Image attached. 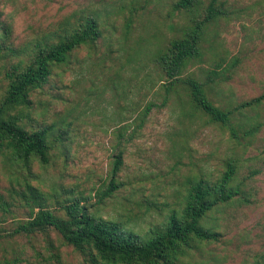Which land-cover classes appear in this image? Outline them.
Wrapping results in <instances>:
<instances>
[{
    "label": "rangeland",
    "instance_id": "obj_1",
    "mask_svg": "<svg viewBox=\"0 0 264 264\" xmlns=\"http://www.w3.org/2000/svg\"><path fill=\"white\" fill-rule=\"evenodd\" d=\"M173 1L0 0V21L9 28L0 34V99L6 71L25 65L37 43L64 35L81 13L107 11L95 49L78 47L24 108L28 129L53 125L65 132L50 150V162L33 159L27 171L0 148V229H12L37 209L29 183L58 214V200L84 196L97 217L144 234L184 206L190 182L215 179L235 161L234 181L244 182L245 196L211 212L218 239L202 242L186 258L188 264H264V99L244 103L264 93V0H219L228 14L209 25L203 60L188 67L200 72L217 53L227 60L237 56L225 80L204 87L211 107L229 113L226 123L211 118L181 83L161 80L153 54L190 19L173 11ZM236 125L257 127L239 140L231 134ZM119 140L122 185L100 203ZM3 257L16 264H91L53 228L0 237Z\"/></svg>",
    "mask_w": 264,
    "mask_h": 264
},
{
    "label": "trees",
    "instance_id": "obj_2",
    "mask_svg": "<svg viewBox=\"0 0 264 264\" xmlns=\"http://www.w3.org/2000/svg\"><path fill=\"white\" fill-rule=\"evenodd\" d=\"M171 6L180 14L188 13L190 19L177 35L168 39L153 54L163 77L161 80L170 84L181 83L211 118L226 123L229 113L211 107L204 87L225 80L226 71L238 62L237 56L227 60L217 53L212 65L199 67L200 72L188 71V67L203 60V41L209 25L227 16L228 11L219 0H174ZM105 25L107 11L93 9L81 13L76 25L68 32L53 41L37 43L25 65H14L6 71L9 80L0 99V148L7 150L11 162L20 164L27 171L33 159L43 164L50 162V150L65 132L53 125L28 129L22 121L24 108L31 105V93L47 84L55 68L72 61L78 47L88 44L90 49H95L104 36ZM8 31V26L0 21V34L5 35ZM209 46L213 48L211 43ZM166 88L169 89L168 86ZM263 99L264 93L244 103L253 105ZM148 110L149 107L144 114ZM236 126H231V134L239 140L251 135L257 127L241 129L242 126ZM113 151L107 180L101 186L104 188L99 194L100 203L112 197L122 185L117 178L124 153L120 140ZM236 173V162L228 161L215 179L200 178L190 182L184 206L168 211L161 224L151 227L144 234L125 227L121 222L97 217L89 210V202L84 196L58 200L62 210L58 214L55 209L49 208L43 193L27 183L37 209L32 210L28 218L17 220L12 229H0V237L32 235L53 228L66 243L87 255L91 264H188L186 257L191 250L204 241L217 240L220 235L217 225L210 220L211 212L220 205L245 196L244 182L234 181ZM17 261L16 258H0V264H16Z\"/></svg>",
    "mask_w": 264,
    "mask_h": 264
}]
</instances>
